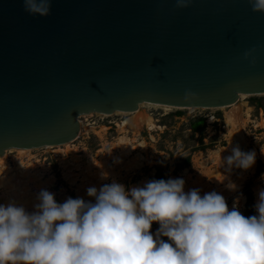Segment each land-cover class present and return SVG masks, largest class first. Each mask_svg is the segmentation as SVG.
<instances>
[{
  "label": "water",
  "instance_id": "95a60500",
  "mask_svg": "<svg viewBox=\"0 0 264 264\" xmlns=\"http://www.w3.org/2000/svg\"><path fill=\"white\" fill-rule=\"evenodd\" d=\"M49 3L0 0V158L75 143L89 115L264 96V12L249 0Z\"/></svg>",
  "mask_w": 264,
  "mask_h": 264
},
{
  "label": "clouds",
  "instance_id": "9594fccd",
  "mask_svg": "<svg viewBox=\"0 0 264 264\" xmlns=\"http://www.w3.org/2000/svg\"><path fill=\"white\" fill-rule=\"evenodd\" d=\"M249 2L264 12V0ZM37 3L25 0L26 10L50 12L49 0L39 9ZM190 3L177 0L180 8ZM223 161L225 186L237 192L240 185L230 176L234 169H252L257 152L236 145ZM87 195L94 199L58 202L42 189L33 211L0 203V264H264V187L250 216L239 207L242 192L230 208L217 191H186L182 177L131 187L113 181L89 187Z\"/></svg>",
  "mask_w": 264,
  "mask_h": 264
},
{
  "label": "rangeland",
  "instance_id": "374dc122",
  "mask_svg": "<svg viewBox=\"0 0 264 264\" xmlns=\"http://www.w3.org/2000/svg\"><path fill=\"white\" fill-rule=\"evenodd\" d=\"M235 106L238 116L236 120H231L229 114L232 107L178 110L144 105V113L155 119L156 128L150 130L145 126L136 135L124 133L125 130L114 125L96 128L91 120H83L81 124L86 130L69 147H49L27 154L17 150L9 152L7 163L12 170L6 171L0 165V183L10 179L8 184H0V203L15 202L33 211L42 189L55 193L58 202H64L68 197L90 200L94 199L87 195V189L91 186L99 188L113 181L128 187L142 185L156 179L161 168L168 179L184 178L186 191L198 188L202 192L221 193L230 208L242 192L243 198L239 201L242 213L254 215L258 190L264 187V180L261 179L264 174V155L260 153L261 147H264V96H246ZM129 115L118 114L110 120L121 126L131 118ZM237 131L241 132L244 140L241 149L255 150L257 162L246 172L242 169L233 170L230 178L240 185V190L233 192L225 186L228 173L224 161L217 160L215 153L228 147ZM123 135H128L136 142L133 144L135 150L132 156L120 160L116 145ZM140 158L141 165L137 167L134 163ZM65 161L69 162L73 170L71 177L65 170ZM259 161L263 163L261 174H258ZM199 178L203 181L202 187L193 185ZM18 182L26 192L16 198L11 188ZM248 191L254 196L251 204L248 203Z\"/></svg>",
  "mask_w": 264,
  "mask_h": 264
},
{
  "label": "bare ground",
  "instance_id": "6f19581e",
  "mask_svg": "<svg viewBox=\"0 0 264 264\" xmlns=\"http://www.w3.org/2000/svg\"><path fill=\"white\" fill-rule=\"evenodd\" d=\"M245 97H246V95H242L241 99L245 98ZM144 105L158 107V105L143 104V105L140 106V109L137 112H135V113H127V114H130L129 116L131 118H129L127 121H125L120 126V128L125 130L124 133H127V134L132 133V134L136 135L140 131V129L145 127V126H147L150 130H154L156 128L155 119L150 114L144 113V111H143V106ZM161 107H163V106H161ZM166 108H169V107H166ZM232 108H233V110H231L232 112L229 114V118L231 120H236V118L238 116V112H237L238 108L235 105L232 106ZM117 114H121V113H117ZM81 123L82 122L80 120V124ZM81 126H82V131L83 130L85 131L86 127L84 125H82V124H81ZM135 142L136 141L133 142V140H131L128 137V135H125V136L123 135V137H121L118 140L116 148H117V151L120 152L119 153L120 154V156H119L120 160H123V159H126V158L132 156V153L135 150V147L133 145ZM71 145H72V143L67 144L66 146L69 147ZM236 145H239L240 147H242L244 145V140H243L242 134L239 131H237L236 134L233 136V139L230 142L228 147H226V148L222 149L221 151L215 153V156L217 157L216 159L219 160V161H222L224 156L226 157L227 155L231 154V147L236 146ZM47 148H49V147H47ZM17 151L21 152L23 154L30 153L28 150H17ZM9 152H12V150L8 151L4 157L0 158V165L6 171L10 172L12 169L9 167V165L7 163V154ZM134 164L137 167H139L141 165V158L138 159L137 161H135ZM64 166H65V170L68 172V176L71 177L73 175V170H72L69 162L65 161ZM9 180L10 179H5V182H7V184H8L10 182ZM5 182L3 181L0 184L4 185ZM20 184L18 182V184L14 185L11 188L12 189V193H13L14 197H16V198L21 197V195H23V194L25 195V192H26V191L22 190V188L20 187ZM193 185H196L198 187H200V186L202 187L203 186L202 179L199 178L197 181H195V184H193Z\"/></svg>",
  "mask_w": 264,
  "mask_h": 264
},
{
  "label": "built area",
  "instance_id": "2783aa9c",
  "mask_svg": "<svg viewBox=\"0 0 264 264\" xmlns=\"http://www.w3.org/2000/svg\"><path fill=\"white\" fill-rule=\"evenodd\" d=\"M116 116H118V114H116V115H113V116H106V115H91V116H85V117H83V118H81L80 120H81V122L82 123H84V121L83 120H86V121H92V125L93 126H96V128H98V127H102V126H104V127H107V126H109V127H111V126H116V127H120L119 125H117L114 121H111L110 119H113V118H115ZM91 124H89V125H91Z\"/></svg>",
  "mask_w": 264,
  "mask_h": 264
},
{
  "label": "trees",
  "instance_id": "16d2710c",
  "mask_svg": "<svg viewBox=\"0 0 264 264\" xmlns=\"http://www.w3.org/2000/svg\"><path fill=\"white\" fill-rule=\"evenodd\" d=\"M262 171H263V163H262V161H259L258 174H261ZM156 179H168L167 176L165 175L164 171L161 168L157 172ZM247 197H248V203L249 204L253 203L254 196H253L252 192L248 191ZM156 226H157V224L153 225V230L155 229Z\"/></svg>",
  "mask_w": 264,
  "mask_h": 264
}]
</instances>
